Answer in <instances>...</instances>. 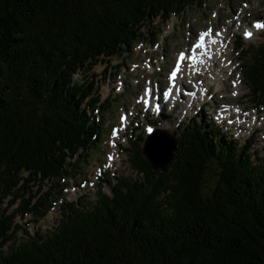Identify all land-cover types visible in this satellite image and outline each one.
I'll return each mask as SVG.
<instances>
[{
  "label": "trees",
  "instance_id": "obj_1",
  "mask_svg": "<svg viewBox=\"0 0 264 264\" xmlns=\"http://www.w3.org/2000/svg\"><path fill=\"white\" fill-rule=\"evenodd\" d=\"M205 2L0 0V197L10 198L0 208V264H264V159L253 163L247 146L208 121L181 129L164 171L141 146L126 149L136 179L106 175L110 195L100 185L90 208L62 199L60 180L80 174L99 140L89 111L108 109L96 108L94 81L73 75L125 58L155 19ZM235 48L251 100L263 107L264 41L250 53ZM59 199L46 235L15 222L43 218ZM21 230L25 239L11 246Z\"/></svg>",
  "mask_w": 264,
  "mask_h": 264
},
{
  "label": "rangeland",
  "instance_id": "obj_2",
  "mask_svg": "<svg viewBox=\"0 0 264 264\" xmlns=\"http://www.w3.org/2000/svg\"><path fill=\"white\" fill-rule=\"evenodd\" d=\"M252 20H259L264 25V0H206L200 8L190 7L180 16H171L166 21L155 19L149 32L133 43L125 58L113 59L110 64L98 63L94 67L75 73L72 77L74 82L94 81L97 91L93 92V98L98 99L96 108L103 104L108 109L89 111L97 120L99 118L101 123L99 140L77 170L80 174L60 180L61 185L63 182L66 184L63 188L64 202H77L79 207L90 208L97 202V190L100 185L104 186L103 191L110 195L106 175L113 179H136V174L129 164L130 153L125 150L134 151L138 146H142L144 140L151 135L147 131L149 127L153 131L164 130L176 139L181 129L187 128L188 125L191 127L193 121L209 122L218 136L224 135L228 138L227 142L237 147L247 146L253 155V163L262 161L264 106H257L252 102L239 66L246 58L244 53H239L235 48L236 43H242L245 51L248 49L250 53L253 46L257 47L264 41V27L255 30ZM245 32H251V38H246ZM204 33H211L213 38L215 37L213 40H216V47L212 49L216 48V52L210 53L212 50L210 42V45H207L208 52L202 55L206 58L200 59V63L206 64L201 60L215 59L217 68L212 65L211 70L214 69L213 73L216 76L212 72L205 73L202 70L200 78L194 83L186 74L181 73V76L186 77L178 78L179 84L184 86L187 93H189L187 86L192 88L195 86L193 92L198 93V97L195 98L197 101L189 104L184 100L187 99L183 95L185 93L179 88L180 92L176 96L173 94L169 97V100L173 98L170 107L163 104L164 107L162 105L157 109V105L162 104L159 97L166 99L165 93L170 84L168 75L173 72L176 54L187 53L184 58L185 66L192 67L193 64L187 60L192 52L190 45L194 46L199 35ZM220 53H224V59L220 60ZM200 63L198 65L201 66ZM201 77L204 80L201 81ZM146 88L150 89L149 93L145 91ZM145 97H151V100L157 98V105L154 102L152 107L148 108ZM205 103L207 109L202 108ZM225 109L229 110L227 114H223L226 120L217 121L216 116H219L220 110ZM159 116L162 118L157 122ZM113 127L115 135L111 134ZM109 157L113 158V161H110ZM112 163L113 167L108 169ZM213 182V177L207 178L209 187ZM9 201V197L4 200L0 197V208H6ZM61 204L62 200L59 199L39 220L27 222L30 220L27 216L21 219L16 217L15 222L25 228L29 236L35 232L46 235L58 224ZM14 207L16 206L10 207L8 212ZM25 237V231H19L16 241L11 246L16 247ZM2 250L7 252V246Z\"/></svg>",
  "mask_w": 264,
  "mask_h": 264
},
{
  "label": "water",
  "instance_id": "obj_3",
  "mask_svg": "<svg viewBox=\"0 0 264 264\" xmlns=\"http://www.w3.org/2000/svg\"><path fill=\"white\" fill-rule=\"evenodd\" d=\"M175 151V137L161 129H155L141 146L143 158L150 163L154 171H164L172 161Z\"/></svg>",
  "mask_w": 264,
  "mask_h": 264
},
{
  "label": "bare ground",
  "instance_id": "obj_4",
  "mask_svg": "<svg viewBox=\"0 0 264 264\" xmlns=\"http://www.w3.org/2000/svg\"><path fill=\"white\" fill-rule=\"evenodd\" d=\"M221 26H224V25H221ZM254 29L255 30H258L257 28H255L254 27ZM201 35V34H200ZM200 35H199V37H200ZM227 38V37H226ZM210 39H212L211 41H210ZM213 39H215V37L213 38V36L211 35V33H209L208 34V36H207V40L205 41V43H204V45H203V48L200 50V52L198 53V55H197V59H196V63H195V65H194V67H196V69H192V71H191V69L189 70V66H185L184 67V74H186V76H188L194 83H195V80H197V78H200V74H201V71L202 70H204V72L205 73H210V72H212L213 73V71H214V69H213V71L211 70V67H212V65H214L215 67H216V65H218L214 60L212 61L211 59H210V61H209V59L207 60H201V61H204L206 64H204L203 62H201L200 63V59H203V58H206V57H203V56H200L199 54L201 53V51H205V52H207V50H208V46L210 45L209 43L211 42V48L210 49H212L213 47H216L215 46V41L213 40ZM208 45V46H207ZM218 46V45H217ZM220 46V45H219ZM227 47V46H226ZM209 49V50H210ZM219 49V48H218ZM216 52V48H215V50H211V52L210 53H215ZM224 53H220V56H219V58H220V60L221 59H224V55H223ZM207 55H208V53H207ZM227 57H228V55H227ZM208 61H209V64L207 65V63H208ZM185 62V61H184ZM184 62H183V66H184ZM221 62V61H220ZM219 62V63H220ZM201 64V66L200 65H198V64ZM221 65V64H220ZM219 65V66H220ZM175 66V65H174ZM214 68V67H213ZM217 68V67H216ZM223 69V68H222ZM199 71V72H196V71ZM216 71V70H215ZM219 71V70H218ZM204 73V74H205ZM217 73V72H216ZM203 74V75H204ZM214 74V73H213ZM222 74V73H221ZM208 75V74H207ZM215 75V74H214ZM186 76H181V74H180V78H182V79H185V77ZM216 76V75H215ZM223 77V76H222ZM206 78V77H205ZM218 79H219V77H218ZM202 80H204L202 77H201V81ZM200 81V80H199ZM188 82V81H187ZM207 82V81H206ZM204 82H201V84H203ZM218 83V82H217ZM200 84V85H201ZM201 86H203V85H201ZM200 86V87H201ZM195 87V86H194ZM192 88V87H186V89L188 90V92L191 94V96H192V100H191V103H193V102H196L197 100H195V98H197L198 97V93L196 92V91H194L193 92V89H195V88ZM198 87V86H197ZM196 87V88H197ZM208 90V89H207ZM199 92V91H198ZM208 92H209V90H208ZM193 93H194V95H193ZM201 96H202V93L200 94ZM205 96V95H204ZM190 98V97H189ZM159 100L162 102V104L160 103V104H158L157 105V103H158V99H156V100H154V99H152L151 100V98L149 99V101L150 102H148V104H147V107L148 108H151L152 107V104L155 102V105H157V109H159L163 104H164V99L162 98V97H159ZM180 101V100H179ZM188 101V100H187ZM165 102H167V101H165ZM189 102V101H188ZM218 103V102H217ZM190 104V103H189ZM220 104V103H219ZM192 106V105H191ZM191 108V107H190ZM156 109V110H157ZM188 109V108H187ZM227 109V108H226ZM220 110L221 111V113L224 111V113H228L229 112V110ZM229 109V108H228ZM160 118H162V116H159L158 118H157V122H159L160 121ZM250 120H252L251 118H250ZM156 122V121H155ZM257 122V121H256ZM231 125H233V126H236L237 127V125L236 124H233V123H231Z\"/></svg>",
  "mask_w": 264,
  "mask_h": 264
},
{
  "label": "snow or ice",
  "instance_id": "obj_5",
  "mask_svg": "<svg viewBox=\"0 0 264 264\" xmlns=\"http://www.w3.org/2000/svg\"><path fill=\"white\" fill-rule=\"evenodd\" d=\"M254 27H256L257 29H259L261 27H264V25H261V24L257 23V24L254 25ZM206 35H207V33L201 34L200 37H199L200 43L195 44L194 46L190 45V47H194V48H197V49L203 47V41H204ZM244 35H245L246 38H251L252 33L251 32H245ZM183 58H184V53H181L180 54V59L183 60ZM193 59H195V57H193ZM176 68H177V70H179V64L178 63L176 64ZM172 75H173V77H175L176 72H173ZM147 131L149 133H151L153 131V129L151 127H149L147 129ZM113 135H115V130L113 131ZM109 159H111V157H109Z\"/></svg>",
  "mask_w": 264,
  "mask_h": 264
}]
</instances>
